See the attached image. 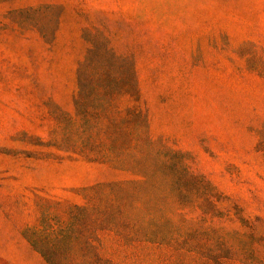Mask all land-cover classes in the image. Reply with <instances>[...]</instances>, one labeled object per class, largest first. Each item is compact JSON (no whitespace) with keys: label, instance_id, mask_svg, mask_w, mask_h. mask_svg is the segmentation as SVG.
<instances>
[{"label":"rangeland","instance_id":"obj_1","mask_svg":"<svg viewBox=\"0 0 264 264\" xmlns=\"http://www.w3.org/2000/svg\"><path fill=\"white\" fill-rule=\"evenodd\" d=\"M120 193L117 264H264V0H0V264H47L29 231Z\"/></svg>","mask_w":264,"mask_h":264},{"label":"trees","instance_id":"obj_2","mask_svg":"<svg viewBox=\"0 0 264 264\" xmlns=\"http://www.w3.org/2000/svg\"><path fill=\"white\" fill-rule=\"evenodd\" d=\"M97 75V71L91 70L87 75L90 77L84 78L82 82V90H93L95 87L91 84L95 83ZM105 88L106 93L109 94L107 103L110 105L113 99V88L109 84ZM129 90L128 93L131 92V95L138 97L139 91L134 85V81ZM83 97L84 95L80 93L78 106L82 112H87L88 107L83 102ZM127 111L132 116V119L125 120L127 125L137 124V121L144 117L146 120V116H143L142 110L137 106L128 107ZM124 148L125 146L122 149ZM168 160L160 163L162 167L159 170L162 174L174 178L173 187L180 190V193L185 187L191 186L198 180V177L189 174L186 168H182L180 171L178 161L169 162ZM132 209L133 202L128 200L126 195L120 193L115 195L110 205L104 208L93 207V213H90L88 207L74 206L69 212L68 222L63 226L54 227L51 223L52 219L45 217L39 228L28 232L27 238L47 264H117L102 251L100 233L106 230L114 231L129 244L139 240L140 225L138 219L134 218ZM92 214L95 215V220L91 227L89 220ZM129 228H133V234L129 232ZM86 231H93V233L91 232V236H87ZM144 237L147 241L161 244L165 236H159L153 232L145 233Z\"/></svg>","mask_w":264,"mask_h":264}]
</instances>
